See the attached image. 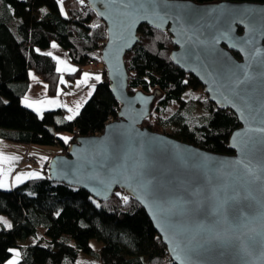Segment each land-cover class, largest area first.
Segmentation results:
<instances>
[{
  "label": "water",
  "instance_id": "obj_1",
  "mask_svg": "<svg viewBox=\"0 0 264 264\" xmlns=\"http://www.w3.org/2000/svg\"><path fill=\"white\" fill-rule=\"evenodd\" d=\"M85 1L106 24L100 63L119 109L100 133L76 136L49 158L50 179L101 200L117 190L136 199L176 264H264V2ZM143 24L168 30L176 46L172 61L196 76L217 106L235 112L240 125L229 137L233 152L206 150L143 124L158 90L130 93L124 59L140 41ZM226 30L235 40L213 47L214 36ZM209 50H222L231 65H247L239 75L246 84L229 86L213 70ZM160 187L199 190L194 210L182 215L183 228L176 227L175 196L160 198Z\"/></svg>",
  "mask_w": 264,
  "mask_h": 264
},
{
  "label": "trees",
  "instance_id": "obj_2",
  "mask_svg": "<svg viewBox=\"0 0 264 264\" xmlns=\"http://www.w3.org/2000/svg\"><path fill=\"white\" fill-rule=\"evenodd\" d=\"M62 3L0 0V138L58 144L65 151L68 142L58 137V132L71 133V141L76 136L100 133L117 116L119 102L106 76L96 83L71 121L62 109H48L40 115L21 101L31 72L41 76L50 92L58 86L56 61L42 51L53 41L67 49L81 68L91 58L101 62L106 24L85 0ZM139 34L140 41L124 57L128 91L158 90L152 114L143 124L206 150L233 152L229 137L240 125L235 112L217 106L206 93L186 97L190 90L203 86L196 76L172 61L170 52L176 46L168 30L143 24ZM47 165L48 160L41 176L0 188V217L12 219L11 228L0 229V264H6L15 252L18 255L13 264H75L79 253L96 257L99 264H165V259L167 264H176L136 199L124 191L121 195L114 192L108 200L95 198L83 187L50 179ZM29 237L37 240L24 243ZM92 239L99 243L93 245Z\"/></svg>",
  "mask_w": 264,
  "mask_h": 264
},
{
  "label": "crops",
  "instance_id": "obj_3",
  "mask_svg": "<svg viewBox=\"0 0 264 264\" xmlns=\"http://www.w3.org/2000/svg\"><path fill=\"white\" fill-rule=\"evenodd\" d=\"M53 44L56 47H53ZM42 51L44 53H51V56L55 59L57 70L60 74L59 84L53 92H50L48 84L42 80L41 76L35 72H31L21 101L24 106L40 115L48 109H62L65 111V118L69 115H73L75 118L84 102L90 97L89 92L92 91L91 85H96L97 82L104 79L105 71L103 65L96 61L97 65L87 63L81 68L78 63L71 59L68 50L55 41L48 48L42 49ZM77 72H79V75L74 77ZM84 73H88L89 75L85 77ZM97 76L100 77V80L96 79ZM77 81H82V83L77 86ZM25 97H27L28 103L33 105L32 107H28L25 104ZM49 101H54V103H49ZM77 105H79L78 111ZM37 109L39 110L37 111ZM57 136L62 140H64L63 137L72 138L71 133L66 131L58 132ZM70 139L64 140V142H69ZM32 144L28 143L25 146L19 147V149L15 147L8 149L6 148L8 143L0 142V181L3 182L4 189L18 185L29 178L43 175L45 162L53 154L61 151L60 148L57 152L52 153V155H45L40 159L31 155ZM28 156H31L34 162H25ZM30 238L32 237L27 238V240ZM29 243L33 242L30 241ZM17 255V253L14 254V262H16ZM97 260L98 262L94 264H99V259Z\"/></svg>",
  "mask_w": 264,
  "mask_h": 264
},
{
  "label": "snow or ice",
  "instance_id": "obj_4",
  "mask_svg": "<svg viewBox=\"0 0 264 264\" xmlns=\"http://www.w3.org/2000/svg\"><path fill=\"white\" fill-rule=\"evenodd\" d=\"M81 3L84 2V0H80ZM162 3H167V0H161ZM43 11V10H42ZM192 14H195L194 12ZM218 40H224V42H229V41H233L235 40V37H233L230 33V30H226L225 32H223L219 37H215L214 39L211 41L212 46L214 47L215 44L218 42ZM203 43V42H201ZM53 47H56L55 44L52 45ZM229 47H236L235 43H229ZM37 51H39L37 49ZM220 54H216L214 53L212 50H209L207 55L212 57V64L211 66L213 67L214 71H217L218 75L221 76L224 80H226L228 82V85L231 86L233 83H235L237 86L241 85V84H246L247 80H241L239 79V75L243 74L245 69L248 67L247 65H231L229 64V62L226 60V58L222 55V50H218ZM47 55H52L51 53H47ZM262 68H264V66H262ZM89 74L88 73H84V76L87 77ZM261 75H264V70H262ZM97 80H100V77L97 76L96 77ZM82 83V81H77V86H79V84ZM186 83V81H185ZM96 85L92 84L91 85V90L89 92V95H92V92L95 90ZM237 94H239L237 92ZM248 98L249 100H251V94H248ZM25 104L28 107H32V104L28 103L27 97H25ZM6 103V102H5ZM49 103H54V101H49ZM66 107V105H65ZM79 109V105H77V111ZM39 109H37L38 111ZM71 111V110H70ZM74 118L73 115H69L66 117L67 120L71 121ZM261 131H264V129H261ZM239 136V134H237ZM63 139L65 141H67L68 139H70L69 137H63ZM18 178V177H17ZM4 184L2 181H0V188H3ZM198 189H186L184 191H180L177 189H168L166 187H160L157 191V195L160 198H166V197H170V196H175V205L176 207L179 209L178 215H177V219L180 220V223H178L176 225L177 228H183V219H182V215L185 212L186 209L192 208L194 210L195 205L198 203V201L195 199V196L198 194ZM127 199V198H125ZM59 214V213H57ZM7 227L11 228L12 225L10 223H7ZM9 251H13V250H9ZM9 264H12L11 261H9Z\"/></svg>",
  "mask_w": 264,
  "mask_h": 264
},
{
  "label": "rangeland",
  "instance_id": "obj_5",
  "mask_svg": "<svg viewBox=\"0 0 264 264\" xmlns=\"http://www.w3.org/2000/svg\"><path fill=\"white\" fill-rule=\"evenodd\" d=\"M59 1H60V4L63 5V3H62L63 0H59ZM95 22H96V20H95ZM97 62L100 63L99 61H97ZM95 65H97V63ZM103 69L105 71L104 66H103ZM202 93H205L203 87L201 89L194 90L193 92L190 90L186 94V97H188L190 95H194L196 97H199V96H202ZM168 130H170V129L168 128ZM0 142L8 143V146L6 147L8 149H12L13 147H15L16 149H19V147L25 146L27 144V143H23V142H16V141L8 140V139L5 140L4 138H0ZM32 145H33V147L31 149V155L34 156V157H39L40 159L42 157H44L45 155H49V156L52 155V153H55V151L57 152L61 148V146L58 145V144H45L44 145V144H34L33 143ZM36 148H38V149L36 150ZM61 151L64 152L63 150H61ZM28 157H31V156H28ZM5 222L10 223L12 225V219L8 215H1V217H0V229L3 226L7 227V224ZM40 235H41V231L38 232V236L37 237H39ZM36 240H37V238L32 237V238L26 240L25 242L26 243L27 242L29 243L30 241L31 242H35ZM91 242H92L93 245H97L99 243L96 239H92ZM16 253L17 252H15V254ZM14 260H15V256L13 258H11L9 261L14 262ZM165 260L163 262L165 264H167L168 259H165ZM9 261L7 262L8 264H9ZM97 262H98V260L96 259V257H93V256L88 255L86 253H81L78 256L75 264H94V263H97Z\"/></svg>",
  "mask_w": 264,
  "mask_h": 264
},
{
  "label": "built area",
  "instance_id": "obj_6",
  "mask_svg": "<svg viewBox=\"0 0 264 264\" xmlns=\"http://www.w3.org/2000/svg\"><path fill=\"white\" fill-rule=\"evenodd\" d=\"M96 63H97V62H96L95 59H93V58L89 59V64H90V65H95ZM25 162L32 163V162H34V159H33L32 157H27V158L25 159ZM116 193H118L119 195H121V194H122V191H121V190H117Z\"/></svg>",
  "mask_w": 264,
  "mask_h": 264
}]
</instances>
